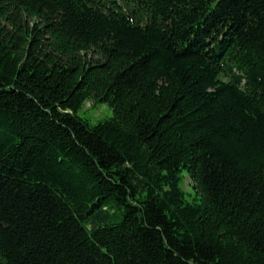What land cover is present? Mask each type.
Here are the masks:
<instances>
[{
  "label": "trees",
  "instance_id": "16d2710c",
  "mask_svg": "<svg viewBox=\"0 0 264 264\" xmlns=\"http://www.w3.org/2000/svg\"><path fill=\"white\" fill-rule=\"evenodd\" d=\"M0 264H264V0H0Z\"/></svg>",
  "mask_w": 264,
  "mask_h": 264
},
{
  "label": "rangeland",
  "instance_id": "374dc122",
  "mask_svg": "<svg viewBox=\"0 0 264 264\" xmlns=\"http://www.w3.org/2000/svg\"><path fill=\"white\" fill-rule=\"evenodd\" d=\"M113 114L112 109L107 104H98L96 106L93 105L92 102H87L83 108V115L87 116L92 120V122L96 123L99 120L110 117ZM183 187L185 190H190L192 187L191 180L188 177H185Z\"/></svg>",
  "mask_w": 264,
  "mask_h": 264
}]
</instances>
